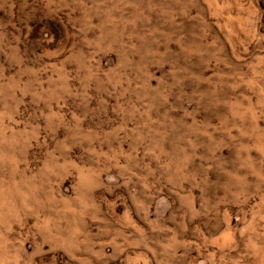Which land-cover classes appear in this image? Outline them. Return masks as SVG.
<instances>
[{"label":"rangeland","instance_id":"rangeland-1","mask_svg":"<svg viewBox=\"0 0 264 264\" xmlns=\"http://www.w3.org/2000/svg\"><path fill=\"white\" fill-rule=\"evenodd\" d=\"M0 264H264V0H0Z\"/></svg>","mask_w":264,"mask_h":264}]
</instances>
